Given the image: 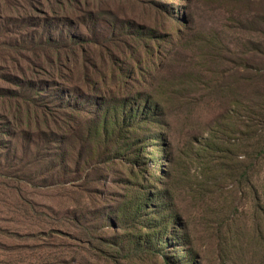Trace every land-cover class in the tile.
Returning <instances> with one entry per match:
<instances>
[{"label":"rangeland","instance_id":"374dc122","mask_svg":"<svg viewBox=\"0 0 264 264\" xmlns=\"http://www.w3.org/2000/svg\"><path fill=\"white\" fill-rule=\"evenodd\" d=\"M262 113L264 0H0V264H264Z\"/></svg>","mask_w":264,"mask_h":264},{"label":"trees","instance_id":"16d2710c","mask_svg":"<svg viewBox=\"0 0 264 264\" xmlns=\"http://www.w3.org/2000/svg\"><path fill=\"white\" fill-rule=\"evenodd\" d=\"M149 28H146L145 30L148 31ZM138 35H141V31H138ZM137 35V36H138ZM138 36V38H139ZM137 38V37H136ZM137 38V39H138ZM139 40V39H138ZM141 41V40H140ZM131 73L134 74L135 72V67L134 64L129 65ZM122 76V75H121ZM92 76L89 75L88 79H91ZM96 83H100L101 78L96 77L94 79ZM91 82V81H90ZM93 82V80H92ZM104 95V94H103ZM126 99H123L120 101V103L114 107H104L103 105L105 104L106 100L104 98L101 99V102H94L95 103V108L98 111V114L90 120L92 123L91 128H87L88 135H87V140L95 141L97 143L103 144L104 147H106L108 153L109 152H127L129 151L132 153L133 151H138L142 150L143 148V141H140V135L139 131L142 130V125L145 123L146 118L140 120V118L135 119L132 123L129 121V119L133 116L132 114L135 113L136 107L141 108L140 103L142 102L141 99L139 98V94L135 93L134 95H128L125 97ZM138 98L137 105L135 107L132 105V108H128V104L130 100ZM83 100L89 102V99H92L90 96H83ZM78 102V101H77ZM80 102V101H79ZM82 102V101H81ZM139 110V109H137ZM128 118V120H127ZM261 122L264 124V113L261 114L260 118ZM127 122V123H126ZM141 123V124H140ZM79 126H83V123H78ZM146 129V128H145ZM140 141V143H139ZM110 145L112 146V149H109ZM134 148H136L134 150ZM212 152V154H217L219 151L218 149H215V145H210L208 148ZM133 150V151H132ZM210 154V153H209ZM221 157V156H219ZM219 159V161L222 159ZM258 162V161H257ZM220 164L219 169L220 170H225L227 169V165L224 163L219 162ZM264 187V182L261 184ZM264 189V188H263ZM257 194V191H256ZM258 194H257V199H258ZM142 203L146 204L148 200L150 199L149 194L144 195L142 197ZM125 204V203H123ZM124 208L123 206L121 207L120 211L118 213L123 214ZM122 216H126V214H123ZM234 236V234H232Z\"/></svg>","mask_w":264,"mask_h":264}]
</instances>
